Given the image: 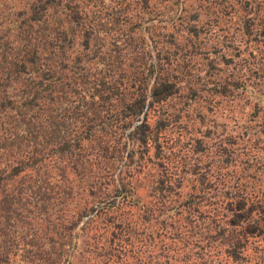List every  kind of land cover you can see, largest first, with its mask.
<instances>
[{"label":"trees","instance_id":"trees-1","mask_svg":"<svg viewBox=\"0 0 264 264\" xmlns=\"http://www.w3.org/2000/svg\"><path fill=\"white\" fill-rule=\"evenodd\" d=\"M260 42L264 0H0V264H132L137 252L150 263L154 236L139 224L154 218L162 230L171 214L191 222L207 191L198 175L183 194L184 176L165 172L162 148L176 147L168 122L185 113L205 127L178 145L183 169L188 153L196 160L212 139L196 111L203 98L245 95L264 110L263 67L253 61ZM200 49L214 54L202 59ZM219 57L238 58L249 80L200 82ZM214 145L216 161L226 160L223 140ZM120 161L126 175L117 178ZM149 162V203L120 216V206L140 198L127 170ZM239 191L225 189L219 201L226 227L214 216L201 234L204 249L230 237L233 261L244 259L243 245L261 231L253 215L264 212Z\"/></svg>","mask_w":264,"mask_h":264},{"label":"rangeland","instance_id":"rangeland-1","mask_svg":"<svg viewBox=\"0 0 264 264\" xmlns=\"http://www.w3.org/2000/svg\"><path fill=\"white\" fill-rule=\"evenodd\" d=\"M224 25L230 26L231 24L228 21ZM219 34V38L225 35L223 32H219ZM206 36V42L210 44L214 37H212V34L209 35V33H206ZM229 38L230 34L227 35V39H224L227 49L223 46L222 52L231 48L232 42L231 39L228 40ZM260 43L261 45L258 46V48L261 53H259V57H256L253 61L258 66L263 67V71L258 72L257 75L261 76L259 77L260 79H263L264 44H262L263 42ZM209 49L215 52L214 49ZM200 52H202V54L200 53L199 57L202 59L208 56V54H214L208 50L200 49ZM215 54L217 56V52H215ZM219 60H221L220 57ZM219 60L216 59L213 62L215 68L208 71V76L205 75V77H203L204 74L200 75V82H203V84L205 82L221 83V79L225 77V75L228 76L230 74L234 76L237 74L242 77L244 75V77L248 79L249 73L238 68V66H240L238 58H234L232 62L228 60L229 64L225 63L224 59L221 61ZM197 62L199 63L195 64V66L201 68L204 66L205 60H197ZM207 86L209 85L206 84V88ZM236 95L238 94L231 95L224 99V97L216 96V93H214V95H208L207 98L205 97L201 100L196 111L200 113L203 118L201 119L203 120V124L212 128V139L205 144V149L200 152L196 160L193 159L194 155L191 154V152L188 153L192 158L188 157V164L185 165L183 169L178 162L179 156H176L178 145L183 146L184 144H181L183 140L187 144L189 140L200 137L205 127L201 125L202 123L198 124L199 122L194 124L187 123L184 119V117H186L185 113L182 115L184 117H179L177 122H174V119L170 118L168 122V135L170 140H173L175 144L174 147H176L174 149L175 152L171 153L168 148H162L160 156L168 163L165 172L168 174L171 173L175 178L178 175L184 176L180 187L183 194L191 192V190L194 189L193 186L198 185V175L206 178L205 186L207 187V191L205 199L199 203V207L196 210L198 215L200 213L203 214V218L199 219L196 214L197 218L191 217L190 222L181 218L179 219L176 215L171 214L170 217L167 218L169 220L166 222V227L161 223L163 226L162 230H160L161 226L158 227L156 225L154 218H152L151 223L139 224L140 229L143 230L141 232H150L154 236L153 241L155 244H151L150 246V256H153V258L150 263H143L142 261H145L147 257L137 252L138 259L137 257L133 258L134 261L132 264H135V262L139 264H152V262L153 264H264V212L255 213V215H253V218L259 223L261 231H256L252 236L248 237L247 242L240 251L244 255V259L242 260L233 261L227 257L225 250L228 246V242H232L229 236V238L220 236L221 238L219 237L214 243L208 245L204 249L206 241L202 239L201 235L203 232H207L206 230L211 221L210 219L214 216H216L217 222L220 225L226 227L225 221L227 220L228 213L221 215V213L225 211V207L219 202L222 200L221 196H223L222 193L225 189L240 190L239 192H241L242 195H246L247 197L251 196V200H257L258 205L264 206V127L260 128V126L264 125V110L253 108V100L251 97ZM260 129L261 131H259ZM219 140H223V144H225L227 150L226 155L228 154L224 157L226 160L222 161H216L219 155L217 152H214L216 148L214 143L217 144ZM169 144L171 145V143ZM221 149L222 147L220 150ZM196 161H198V165L193 169L194 164L197 163ZM219 165L222 166L220 167ZM119 169L115 171V177L117 178H119L117 175L119 171L120 176L121 174L126 175L124 174L126 171H124L123 161H120ZM152 171H155V169L150 165V162L140 167L133 165L132 168L127 170L128 173L126 177L134 179L138 188L137 193L140 195V198L138 200L139 202L137 201L133 205L128 204L120 206L117 210L120 216H123L122 213H120L121 211L125 212L130 208L133 213H136L138 210L137 207L149 203V198L144 199L149 186L145 176ZM170 222L174 224H170ZM172 227H176L179 237H181L183 241L179 237L170 239ZM156 230L161 232V242L159 241L158 243L164 248L162 252H160L161 249H159L158 243H156V239H158ZM101 243L105 244L107 248V243L103 242V240H101ZM114 249L120 256V243L115 244ZM126 249L127 248H125V250ZM127 251H129V249H127ZM139 259L141 260L138 261Z\"/></svg>","mask_w":264,"mask_h":264}]
</instances>
